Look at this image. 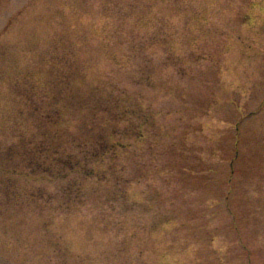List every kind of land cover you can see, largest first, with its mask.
I'll return each mask as SVG.
<instances>
[{
    "label": "rangeland",
    "instance_id": "rangeland-1",
    "mask_svg": "<svg viewBox=\"0 0 264 264\" xmlns=\"http://www.w3.org/2000/svg\"><path fill=\"white\" fill-rule=\"evenodd\" d=\"M35 80L64 178L26 173L47 131L15 86ZM108 93L134 125L101 163ZM0 264H264V0H0Z\"/></svg>",
    "mask_w": 264,
    "mask_h": 264
},
{
    "label": "trees",
    "instance_id": "trees-1",
    "mask_svg": "<svg viewBox=\"0 0 264 264\" xmlns=\"http://www.w3.org/2000/svg\"><path fill=\"white\" fill-rule=\"evenodd\" d=\"M138 19V18H137ZM144 17H139L138 21H135V24L132 25V27L126 29L125 28V23L121 22L118 23V25L115 26V30L111 29L110 26L108 28L109 32V38H116L119 40L111 42V44L107 45L109 46L110 49H115L116 52H121V45L124 43V41H121L123 39H130L133 34H135V29L138 27V24H142L144 22ZM147 24H149V20L146 21ZM108 25H111L110 22ZM161 33H167V30L161 31ZM107 38V37H106ZM70 40H72L70 34H67L64 36V38L59 41V47H57V57L55 58L56 66L55 70L58 75H60L63 71L61 70V65L63 63L70 64V58L73 56L72 55V48H76L75 44L71 43ZM73 41V40H72ZM152 45V42L151 44ZM114 59V58H113ZM51 65L50 61L45 59V63ZM120 64V62H117ZM83 69L77 68L75 69L74 72L76 71V74H81ZM35 74V73H34ZM66 79L69 80V76L67 74ZM36 76V74H35ZM19 75H17V78ZM71 77V76H70ZM14 78L13 80H15ZM37 80V79H36ZM36 80L34 83L30 84V88H19L18 89L22 90L19 95L24 99V103L27 104L29 109H38L39 108V115H42V119L44 120L46 124V134L44 135V138L46 139V142L43 143V147H38L35 151V154H31V156H25L27 159L28 163L31 164L29 167H26L28 169V172H26L28 175H35L36 170L34 169V166H37V168L40 169L42 174L48 175L49 177L53 178H64L66 177V171H73V167L70 166L69 170L64 171L61 169L58 165L61 164V161H65L67 164H72L69 154L64 153L63 151L58 148V146H50L47 141L50 140V134L52 133L50 129L53 128H60V123L62 120V108L60 106L61 101L59 98V95L57 94V103L52 102L47 100L45 98V93L43 92L42 98L43 100L39 102L36 100L34 97L37 96L36 93ZM12 85V84H11ZM14 85H20V83L16 80ZM14 86H10L9 89H12ZM108 98H111L112 102L114 103L113 105L110 104V102H106L107 106L104 105V100L106 98H102L98 103L96 102V105H94L97 108L98 112L104 111L106 112L107 110V117L104 118L102 115H96L99 118H102L100 125L102 127V132L99 133V135L93 137L94 138V152H95V161H101V163L105 160V156L112 151L115 150L116 146L119 147H125V145L121 142V140H116L117 137H119L122 134V127L124 124H131L132 126L134 125L133 117L132 115L134 114L133 111H129V108H125L121 105L120 99L116 94L111 95L109 97V93L107 94ZM101 107L103 109L101 110ZM56 137L57 134H54ZM53 137V136H52ZM64 155H63V154ZM24 161L23 158H20ZM16 160V165L12 167L11 172L15 175L20 172V166L17 165L21 163L20 161L22 160ZM100 159V160H99ZM76 162V161H74ZM33 165V166H32ZM77 165V164H75ZM78 167V166H77ZM79 169V168H78Z\"/></svg>",
    "mask_w": 264,
    "mask_h": 264
}]
</instances>
